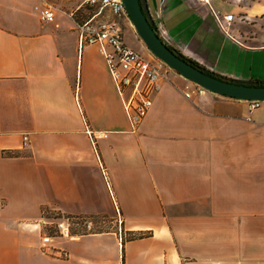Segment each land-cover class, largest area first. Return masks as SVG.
Returning <instances> with one entry per match:
<instances>
[{
  "label": "crops",
  "instance_id": "0c3cea01",
  "mask_svg": "<svg viewBox=\"0 0 264 264\" xmlns=\"http://www.w3.org/2000/svg\"><path fill=\"white\" fill-rule=\"evenodd\" d=\"M40 3L0 0V264H264L251 235L252 210L264 229V101L187 98L170 73L134 132L99 47L41 21ZM147 4L168 46L264 82L263 2ZM229 13L224 31L217 16ZM87 129L108 136L95 149ZM44 211L119 225L46 242ZM123 233L141 236L123 244Z\"/></svg>",
  "mask_w": 264,
  "mask_h": 264
},
{
  "label": "built area",
  "instance_id": "2783aa9c",
  "mask_svg": "<svg viewBox=\"0 0 264 264\" xmlns=\"http://www.w3.org/2000/svg\"><path fill=\"white\" fill-rule=\"evenodd\" d=\"M87 3L98 9L90 19L76 24L79 47L81 49L85 45L99 47L123 99L132 131L136 132L152 108L156 96L162 90V84L167 78V65L151 52L144 55L126 41L120 19L129 20V17L122 0H87ZM36 9L41 21L53 22L55 20L56 12L51 5L44 3ZM106 14L113 16L114 19L105 17ZM217 20L221 28L226 31L235 20V14L229 13L223 18L217 16ZM155 27L158 35L166 43L168 32L164 25L158 23ZM194 93L206 96L209 91L189 81V84L185 86L184 95L191 98ZM261 102L251 101L252 108L258 107ZM87 133L95 149L97 140L108 136V132H94L89 129ZM24 140L28 141L27 135L24 136ZM87 224L90 226V223ZM56 225L60 235H69L70 221L64 219ZM43 239L46 242L50 241L51 236L44 235Z\"/></svg>",
  "mask_w": 264,
  "mask_h": 264
},
{
  "label": "water",
  "instance_id": "95a60500",
  "mask_svg": "<svg viewBox=\"0 0 264 264\" xmlns=\"http://www.w3.org/2000/svg\"><path fill=\"white\" fill-rule=\"evenodd\" d=\"M129 20L148 50L185 79L196 83L211 93L238 100L264 101V84L215 76L200 65L182 58L158 35L149 12L147 0H122Z\"/></svg>",
  "mask_w": 264,
  "mask_h": 264
},
{
  "label": "rangeland",
  "instance_id": "374dc122",
  "mask_svg": "<svg viewBox=\"0 0 264 264\" xmlns=\"http://www.w3.org/2000/svg\"><path fill=\"white\" fill-rule=\"evenodd\" d=\"M252 3H260L263 2L264 0H251ZM49 4L51 5L55 12H56V19L53 23L60 24L62 26H65L73 31L76 32V24L78 22L85 21L87 19H90V17L97 11L98 8L92 7L87 3V0H42V3L38 4V6H42L43 4ZM37 13L38 10L36 9ZM124 20H127L124 18ZM129 21V20H128ZM127 21V22H128ZM131 23V22H130ZM122 24V23H121ZM123 26V24H122ZM125 28V27H124ZM131 28L134 29L135 34L131 29H125V38L126 40L131 43H133L134 48L136 47L137 50L141 51L144 53V55H148V48L144 44V42L141 40V38L138 36L137 32L135 31V28L131 24ZM141 40L142 46H138L136 42ZM136 45V46H135ZM153 55V54H152ZM167 78L166 80L170 79V73L174 74H179L176 72L174 69L170 68L167 65ZM180 75V74H179ZM183 77V76H182ZM187 80V79H186ZM187 83H189V80H187ZM252 227H251V235H252V244L254 241H261L259 250L263 251L264 250V240L262 239V234H263V228L259 226V217H258V211H253L252 210ZM44 216L49 217V224L47 225L48 221L44 222V224L41 226L44 235L51 236L52 238H60L64 237V235H60L59 232H57V222L62 221L64 219H67L70 221V233L68 236L71 234L73 236H78L81 234L85 233H94V232H104V231H112L116 230L117 226L119 225L118 222L113 221L111 217H95L92 218V221L90 223V226L86 223V219L84 217H72V216H65L62 214H57V213H50L47 211H44ZM117 218L119 219V216L117 215ZM262 232V233H261ZM137 234L134 233H123V240L124 239H129ZM67 237V236H65ZM75 239V238H73ZM262 239V240H261ZM263 253V252H262ZM63 254V253H62Z\"/></svg>",
  "mask_w": 264,
  "mask_h": 264
},
{
  "label": "trees",
  "instance_id": "16d2710c",
  "mask_svg": "<svg viewBox=\"0 0 264 264\" xmlns=\"http://www.w3.org/2000/svg\"><path fill=\"white\" fill-rule=\"evenodd\" d=\"M154 27H155V25H154ZM156 28V27H155ZM170 47V46H169ZM171 49H174V50H176L177 52H179L180 54H181V56H182V58L183 59H185L186 61H189V62H191V63H193V64H195V65H199V64H197L196 62H194L192 59H190V58H188L187 56H185L184 54H182L179 50H177V49H175V48H173V47H170ZM210 73L211 74H213V75H215V76H218V75H216L214 72H211L210 71ZM261 83H263L264 84V82H261ZM137 236H141V235H135V236H133V237H131V238H129V239H122V242H123V244L125 243V241L126 240H131V239H133L134 237H137Z\"/></svg>",
  "mask_w": 264,
  "mask_h": 264
}]
</instances>
